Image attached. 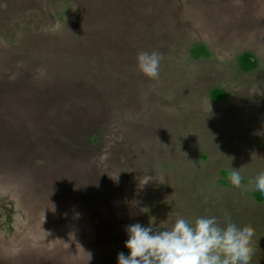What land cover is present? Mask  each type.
Returning a JSON list of instances; mask_svg holds the SVG:
<instances>
[{"label":"rangeland","instance_id":"374dc122","mask_svg":"<svg viewBox=\"0 0 264 264\" xmlns=\"http://www.w3.org/2000/svg\"><path fill=\"white\" fill-rule=\"evenodd\" d=\"M261 171L264 0H0V264H118L214 201L264 264Z\"/></svg>","mask_w":264,"mask_h":264},{"label":"clouds","instance_id":"9594fccd","mask_svg":"<svg viewBox=\"0 0 264 264\" xmlns=\"http://www.w3.org/2000/svg\"><path fill=\"white\" fill-rule=\"evenodd\" d=\"M163 54L140 51L136 68L146 78L158 80ZM240 169L231 167L229 183L240 187L244 179ZM254 190L264 193V171L250 181ZM128 239L118 264H251L257 248L252 225H238L225 212L223 224L216 216L187 219L178 216L171 228L154 229L140 223L126 226Z\"/></svg>","mask_w":264,"mask_h":264},{"label":"trees","instance_id":"16d2710c","mask_svg":"<svg viewBox=\"0 0 264 264\" xmlns=\"http://www.w3.org/2000/svg\"><path fill=\"white\" fill-rule=\"evenodd\" d=\"M217 205L218 204H216V202L214 201V203L211 202V203H208L206 205H202V208H203L204 211L208 210L210 216H216L218 214L217 209H219L217 207ZM249 216H254V215L247 214V217H249ZM241 222L245 223L246 219L244 218L243 221H241ZM249 223H250V219L247 220L246 225L249 224ZM252 224H254V223H252Z\"/></svg>","mask_w":264,"mask_h":264}]
</instances>
